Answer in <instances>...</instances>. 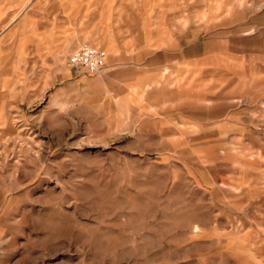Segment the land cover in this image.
I'll return each mask as SVG.
<instances>
[{
	"label": "rangeland",
	"instance_id": "374dc122",
	"mask_svg": "<svg viewBox=\"0 0 264 264\" xmlns=\"http://www.w3.org/2000/svg\"><path fill=\"white\" fill-rule=\"evenodd\" d=\"M0 264H264V0H0Z\"/></svg>",
	"mask_w": 264,
	"mask_h": 264
},
{
	"label": "built area",
	"instance_id": "2783aa9c",
	"mask_svg": "<svg viewBox=\"0 0 264 264\" xmlns=\"http://www.w3.org/2000/svg\"><path fill=\"white\" fill-rule=\"evenodd\" d=\"M106 58L107 52L104 49L84 45L69 57V64L86 69L91 73H97L104 66Z\"/></svg>",
	"mask_w": 264,
	"mask_h": 264
}]
</instances>
